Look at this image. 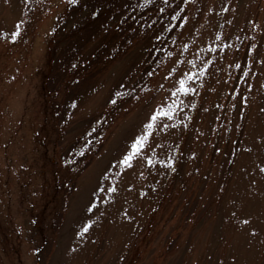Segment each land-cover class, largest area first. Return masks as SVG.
<instances>
[{"label": "rangeland", "instance_id": "obj_1", "mask_svg": "<svg viewBox=\"0 0 264 264\" xmlns=\"http://www.w3.org/2000/svg\"><path fill=\"white\" fill-rule=\"evenodd\" d=\"M86 1L0 0V264H264V0H161L150 69L144 31L77 64Z\"/></svg>", "mask_w": 264, "mask_h": 264}, {"label": "trees", "instance_id": "obj_2", "mask_svg": "<svg viewBox=\"0 0 264 264\" xmlns=\"http://www.w3.org/2000/svg\"><path fill=\"white\" fill-rule=\"evenodd\" d=\"M84 4L91 9H88L90 12L82 20L83 29L78 34L81 37L80 41L75 37L72 42L77 48H81L84 42L94 37L96 43L92 46V50H88L84 59L77 61L82 69L96 62L100 55L99 51L105 52L108 56H114L116 52L122 50V46L114 51L110 47L107 48L111 32L119 36L124 35L121 41L123 44L129 39L128 33L132 39L143 31L146 34L156 33L148 56L145 57V67L150 69L160 55L164 43L169 40V36L178 28L183 18V10H180L179 3L167 5L161 0H122L121 4L117 0H87ZM78 29L77 26L72 33H76ZM99 33H103L102 37H98ZM91 51L93 59L90 61L87 55Z\"/></svg>", "mask_w": 264, "mask_h": 264}, {"label": "snow or ice", "instance_id": "obj_3", "mask_svg": "<svg viewBox=\"0 0 264 264\" xmlns=\"http://www.w3.org/2000/svg\"><path fill=\"white\" fill-rule=\"evenodd\" d=\"M11 38L12 39L16 38L15 32L12 34ZM177 63H180V61H177ZM149 75H151V73H149ZM168 75L171 76L172 73L169 72ZM193 76H194L193 73H186L183 77H181L177 81L178 86L172 90V95L174 97H177L180 93L186 94L187 92L191 91V89L187 87V81L192 79ZM116 95L119 96L120 93H116ZM175 103H176V101H173V102L166 104V105H158L157 106V108L153 111L152 115L149 117L148 122L144 125L143 132L140 135L136 136L135 139L131 142V144L129 146V151L125 154L123 159L120 161L121 164L126 165V166H130V161L136 155H139L141 153V150L145 147L147 138L151 134V129L153 128V125L155 124V122L162 117L171 118L172 113L175 111V107H174ZM164 127L166 128L167 125H165ZM148 162L151 163V160L149 159Z\"/></svg>", "mask_w": 264, "mask_h": 264}]
</instances>
